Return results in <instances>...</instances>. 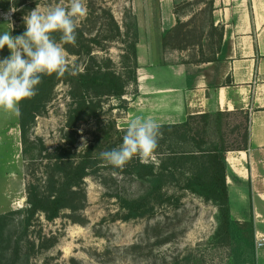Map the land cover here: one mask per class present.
Masks as SVG:
<instances>
[{
	"label": "trees",
	"instance_id": "obj_1",
	"mask_svg": "<svg viewBox=\"0 0 264 264\" xmlns=\"http://www.w3.org/2000/svg\"><path fill=\"white\" fill-rule=\"evenodd\" d=\"M202 1L195 0L196 3ZM21 3L22 0H14L15 7ZM208 5L212 17L213 0H208ZM181 6L180 3L174 7L177 24L163 38L165 46L181 48L175 45L182 35ZM85 8L86 16L83 19L91 21L94 26L99 20H104L98 34L88 36L85 25L78 24L75 45L62 44L59 32L51 34L68 53L77 57L74 65H70L74 72L65 73L63 77H57L56 74L43 76L37 94L19 105L24 152L33 153V158L42 157L47 163L44 166L45 177L27 186L26 206L0 214V264H31L29 250L36 245L29 238L31 228L40 222L41 216L53 221L64 209L77 210L83 207L87 200L86 178L98 175L105 184L106 176L102 172L105 169L114 181V174L128 176L144 188V192L136 197L118 190L111 193L109 196L116 198L119 205L118 211L112 214V220L151 218L158 208L177 209L187 194H193L217 208L215 236L218 241L229 245L232 237L237 236L253 252V223H241L231 217L226 160L229 150L247 149L248 116L236 112L243 122L235 124L230 130L237 133L233 139H228L229 133L222 128L223 119L233 114L230 112L189 115L179 124H161V135L155 150L157 161L141 163L138 157H134L122 169L107 164L100 158V153L118 147L127 128L119 129L114 118L105 123V104L113 98L125 100L129 87L137 85L138 30L137 25L132 29L129 26L123 29L112 9L103 4L98 5L94 0H87ZM25 30L23 23L14 29L13 36ZM116 41L123 44L119 63L107 55L108 44ZM97 49L106 54L97 53ZM211 60L218 59L213 57ZM61 83L69 86L71 99L66 119L67 132L62 137L63 143L53 152H47L37 139H31V129L37 118L45 112L47 103ZM113 106L110 105L109 110H113ZM211 119L219 125L218 142L212 145L208 137ZM90 120H94L97 126L93 141L82 148L74 147L80 127ZM178 143L190 145L185 148Z\"/></svg>",
	"mask_w": 264,
	"mask_h": 264
},
{
	"label": "rangeland",
	"instance_id": "obj_2",
	"mask_svg": "<svg viewBox=\"0 0 264 264\" xmlns=\"http://www.w3.org/2000/svg\"><path fill=\"white\" fill-rule=\"evenodd\" d=\"M94 1L111 8L123 29L127 26L131 29L136 27V19L156 17L157 0ZM83 3L86 5L87 0H83ZM67 4L68 0H22L15 7L14 0H0V32L11 30L13 35L14 29L25 23L24 16L36 7L44 13L49 8L57 5L66 7ZM181 4L182 35L175 45L183 49L190 48L191 51L209 50L213 39L209 35L205 38L206 31L211 29L212 19L208 0L200 3L190 0L189 3ZM152 6L153 14L150 11ZM12 7L16 11L11 13L9 21L5 19V14ZM84 17L79 18L78 24L85 25L87 35L98 34L104 20H99L94 26ZM8 23H12V29ZM108 45L107 55L119 63L123 44L116 41ZM97 53L106 54L100 49H97ZM191 53L188 52L187 56L190 54L193 60L197 55ZM9 55L6 46L0 50V59ZM64 55L68 64L74 65L77 57L65 48ZM201 57L205 56L201 54ZM135 90L134 85L129 87L130 94ZM70 101L69 86L59 84L45 112L37 118L31 129V139H37L47 152H53L64 141L62 137L67 132ZM127 103V100L110 99L105 104V123L114 118L119 129H126L116 118H121L127 110ZM110 105L115 108L109 110ZM241 122L243 119L236 113L223 119L222 128L229 133L228 139L237 137L236 131L232 133L230 130ZM218 126L211 119L208 125L211 145L218 142ZM96 130L94 120L84 123L77 133L74 147L82 148L92 142ZM179 145L188 148L190 144ZM23 146L19 115L0 110V214L26 206L28 184L45 177L47 160L33 158V153L26 154ZM157 159L158 154L154 152L148 161ZM102 172L106 176L105 184L98 175L86 178L87 200L83 207L77 210L64 209L53 221L41 216L40 222L31 228L29 238L36 243L34 248L28 246L31 264H178V261L179 264H255L256 247L251 252L237 236L232 237L229 245L218 241L215 236L218 220L217 212L212 207L214 205L193 194H187L179 208L160 207L151 218L112 220V214L118 211L119 205L116 198L109 195L118 190L136 197L144 192V188L131 177L114 174V181L108 170Z\"/></svg>",
	"mask_w": 264,
	"mask_h": 264
},
{
	"label": "crops",
	"instance_id": "obj_3",
	"mask_svg": "<svg viewBox=\"0 0 264 264\" xmlns=\"http://www.w3.org/2000/svg\"><path fill=\"white\" fill-rule=\"evenodd\" d=\"M187 1L157 0L156 17L136 19L137 85L124 96L128 108L116 119L128 127L138 116L161 125L204 113L247 115V149L226 153L230 212L235 221H251L255 237L264 236V0H213L205 34L213 41L202 52L164 45L177 24L175 5ZM188 52L197 57L190 59ZM255 264H264V245Z\"/></svg>",
	"mask_w": 264,
	"mask_h": 264
},
{
	"label": "clouds",
	"instance_id": "obj_4",
	"mask_svg": "<svg viewBox=\"0 0 264 264\" xmlns=\"http://www.w3.org/2000/svg\"><path fill=\"white\" fill-rule=\"evenodd\" d=\"M15 7L5 14L11 20ZM86 15L83 0H68L67 6L57 5L41 13L37 7L24 16L26 30L13 36L11 30L0 32V50L5 46L10 55L0 59V110L20 115V103L33 98L45 75L63 77L74 69L68 64L62 44L75 45L79 18ZM13 27L12 23H8ZM61 33L60 41L52 33ZM160 125L152 118L130 120L122 143L102 151L100 158L122 169L134 157L146 163L158 147Z\"/></svg>",
	"mask_w": 264,
	"mask_h": 264
},
{
	"label": "built area",
	"instance_id": "obj_5",
	"mask_svg": "<svg viewBox=\"0 0 264 264\" xmlns=\"http://www.w3.org/2000/svg\"><path fill=\"white\" fill-rule=\"evenodd\" d=\"M264 245V236H256L255 237V247L256 249L262 247Z\"/></svg>",
	"mask_w": 264,
	"mask_h": 264
}]
</instances>
